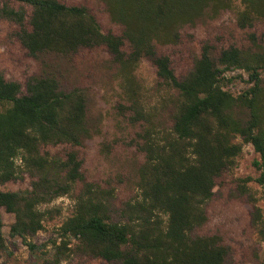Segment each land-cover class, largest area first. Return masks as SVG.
Returning <instances> with one entry per match:
<instances>
[{"label": "trees", "instance_id": "obj_1", "mask_svg": "<svg viewBox=\"0 0 264 264\" xmlns=\"http://www.w3.org/2000/svg\"><path fill=\"white\" fill-rule=\"evenodd\" d=\"M236 1L241 5L239 28L264 19V0H102L110 19L123 28L118 36L104 33L84 6L0 0V19L19 27L16 36L32 58L105 47L130 95L136 121L144 122L138 144L144 162L134 193L117 206V188L87 182L76 151L65 157L43 151L63 144L78 147L92 138L87 92L63 90L46 72L31 77L23 91L0 72V185L31 179L30 190H0V209L14 216L10 238L35 250L30 240L46 222L61 217V207L52 204L66 197L73 202L72 213L58 227L49 264H71L77 256L110 264H232V249L220 235L194 232L208 221L216 179L237 166L245 144L259 155L254 181L264 192V44L251 34V47L230 46L215 58L214 47L205 43L181 79L157 46L178 44L185 26L214 19L234 9ZM143 59L156 68L171 125L155 122L143 110L135 82ZM235 71L242 74L229 76ZM243 75L245 90L238 95L227 90ZM250 181L239 179L237 191L253 203L252 225L264 238V215L247 187ZM3 228L0 215V256L7 249Z\"/></svg>", "mask_w": 264, "mask_h": 264}, {"label": "rangeland", "instance_id": "obj_2", "mask_svg": "<svg viewBox=\"0 0 264 264\" xmlns=\"http://www.w3.org/2000/svg\"><path fill=\"white\" fill-rule=\"evenodd\" d=\"M68 6H84L100 23L104 33L122 35L123 28L114 23L102 0H58ZM18 6V4H15ZM241 8L236 1L234 9L221 12L216 18H205L195 25L185 26L181 41L176 45L157 46L160 55L170 58L171 68L178 79L183 78L193 67L194 58L201 55L202 46L209 43L214 47V57L218 58L222 49L236 46L241 49L251 47L249 36L254 34L264 44V19L257 20L251 28L241 29L237 25L236 12ZM30 13V7H27ZM19 27L14 23L0 19V72L7 80L17 81L23 91L27 81L43 72L53 74L63 90L81 88L88 95V119L94 130L92 138L81 146H49L43 148L52 154L65 157L70 151H76L82 161V172L87 182L111 184L117 188L116 205L120 206L133 193L138 170L144 162V154L139 150V134L144 122L136 121L131 109L130 95L124 87L118 67L103 46L81 49L68 57L42 55L32 58L21 45L16 33ZM123 50L130 52L128 44ZM241 71L229 73V76L241 75ZM247 77H237L235 83L227 87L238 95L246 89ZM143 110L154 115L157 123L171 125V109L162 102L165 95L159 86L161 80L156 68L147 59H143L135 71ZM237 141L242 142L241 139ZM259 155L250 144L243 146V152L237 160V166L224 172L215 181L214 198L207 206V223L197 229L194 235L210 236L218 234L224 244L232 249V264H264V238L252 225L253 203L241 196L238 189L239 179L251 177L247 184L255 204L264 215V192L254 181L259 172L254 162ZM81 185L78 186V189ZM31 189V179L8 182L0 185L1 191L24 192ZM52 206L62 209L59 218L45 223L43 231L30 241L35 250L27 247L20 239L9 236L14 216L0 209L4 222L3 232L7 239V249L0 256V264H49L52 260V242L58 238V227L72 213L73 202L70 198H60ZM71 264H110L102 259L77 256Z\"/></svg>", "mask_w": 264, "mask_h": 264}]
</instances>
